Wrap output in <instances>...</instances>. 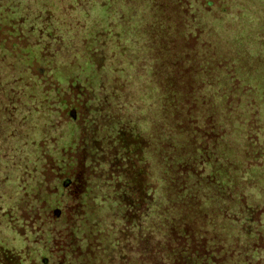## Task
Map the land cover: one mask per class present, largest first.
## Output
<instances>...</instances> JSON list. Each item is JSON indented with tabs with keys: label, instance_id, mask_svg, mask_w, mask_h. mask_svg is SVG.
<instances>
[{
	"label": "trees",
	"instance_id": "trees-1",
	"mask_svg": "<svg viewBox=\"0 0 264 264\" xmlns=\"http://www.w3.org/2000/svg\"><path fill=\"white\" fill-rule=\"evenodd\" d=\"M23 111L0 264H264V0H0Z\"/></svg>",
	"mask_w": 264,
	"mask_h": 264
},
{
	"label": "rangeland",
	"instance_id": "rangeland-1",
	"mask_svg": "<svg viewBox=\"0 0 264 264\" xmlns=\"http://www.w3.org/2000/svg\"><path fill=\"white\" fill-rule=\"evenodd\" d=\"M106 73V71H105ZM33 107H34V103L32 104V102L30 103ZM34 113V112H33ZM33 113H29V112H25L23 111L22 113H18L17 115H14L8 119V122H6L5 124H2L3 127H5L4 129L6 130V132L2 133L0 131V156L4 155V159L3 162H7V166H10L11 168V172L13 174H15V172H17L15 169V165H14V161L18 160L20 158V156H22L23 154V148H21L20 150H15V140L14 138H11L9 136V132H12L13 130H15V128L22 130L23 128H26V126H28V124H30L32 121L35 122V120L39 121V118L37 117V115L33 114ZM25 116V117H23ZM1 123V122H0ZM70 130V129H69ZM78 136V135H77ZM64 142V141H63ZM1 163L2 167L0 168V174L3 173V171L6 168V165L4 163ZM9 168V167H8ZM6 175V173H4ZM1 187H3V190H8L6 189V185L7 188H9V190L11 189V191H13L14 189V183H10L9 184V180L4 178V182H0ZM5 192V191H4ZM11 193H4V195H8ZM9 200H7L6 202H8ZM2 206L1 202H0V207ZM1 220V219H0ZM2 222V221H1ZM1 228L3 229V226L1 225Z\"/></svg>",
	"mask_w": 264,
	"mask_h": 264
}]
</instances>
